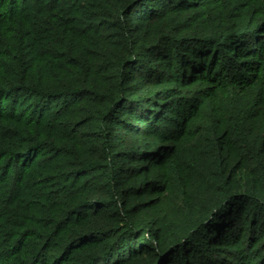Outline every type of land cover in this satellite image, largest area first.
<instances>
[{
  "label": "trees",
  "instance_id": "obj_1",
  "mask_svg": "<svg viewBox=\"0 0 264 264\" xmlns=\"http://www.w3.org/2000/svg\"><path fill=\"white\" fill-rule=\"evenodd\" d=\"M0 264H264V0H0Z\"/></svg>",
  "mask_w": 264,
  "mask_h": 264
}]
</instances>
